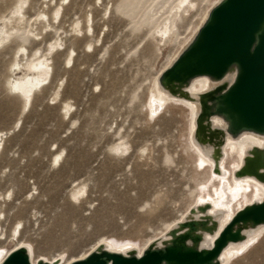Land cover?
Masks as SVG:
<instances>
[{
	"label": "rangeland",
	"instance_id": "rangeland-1",
	"mask_svg": "<svg viewBox=\"0 0 264 264\" xmlns=\"http://www.w3.org/2000/svg\"><path fill=\"white\" fill-rule=\"evenodd\" d=\"M51 1L42 9L49 15L60 0ZM214 1L196 0L192 17L180 18L181 10L172 9L177 0H65L52 27L33 40L26 32L42 29L37 13L47 1L30 0L23 35L0 47V131L9 132L0 151V221L7 235L21 222L19 245H29L34 260L70 261L101 241L115 250L128 245L142 249L178 221L196 197L215 199L218 184L188 141L190 108L167 102L152 113L148 105L156 75ZM12 8L13 0H0V17ZM168 14L169 19L176 16L177 40L157 41ZM90 15L94 36L78 34L75 23ZM59 40L75 51L74 66L65 68L66 51L58 50L50 83L21 113L19 98L4 86L15 48L45 51ZM64 102L71 105L69 116L61 114ZM119 142L128 143V151L110 152ZM59 152V161L52 163ZM226 161L238 162L237 149L227 151ZM81 186L86 192L79 202L72 201L71 191ZM254 193L249 184L241 185L232 211ZM16 247L0 240L5 252ZM232 256L228 264H264V233L245 253Z\"/></svg>",
	"mask_w": 264,
	"mask_h": 264
},
{
	"label": "bare ground",
	"instance_id": "bare-ground-1",
	"mask_svg": "<svg viewBox=\"0 0 264 264\" xmlns=\"http://www.w3.org/2000/svg\"><path fill=\"white\" fill-rule=\"evenodd\" d=\"M46 1L42 2L41 10L47 9L48 5L52 3L51 0ZM225 1L215 0L211 6H207L197 28L181 44L182 46L180 45L176 54L170 57L171 61L169 60L167 65L156 75L152 84L154 96L148 100L152 113H155L156 108L159 110L164 108L167 102L182 103L190 108L188 110L190 114L188 141L195 154L210 168L211 179L218 184L215 199L210 196L196 197L193 204L178 221L174 222L160 236L149 241L142 249L128 245L115 250L109 243L101 241L82 257L70 261H64L63 257L49 261L45 258L34 260L31 247L27 244L19 245L20 232L17 229L21 222H17V226H13L7 235L0 221V240L15 242L18 245L9 252L0 249V264H4V260L14 251L21 252L26 256L29 264H73L77 261L88 260L94 254L99 255L110 264L112 260L107 255L140 259L153 251L164 254L169 247L176 248L178 255L189 250L206 254L215 246L226 226L235 224L232 231L237 232V240L234 241L235 239L232 238L233 240L226 243L217 257L205 263L228 264V261L233 259L234 251L238 255H242L264 233V222L256 224L251 217L243 221L245 212L264 203V128L254 129L239 125L236 115L229 112L223 103L224 97L234 86L241 73L240 68L238 64L233 63L227 66L220 76H213L204 73L197 65V60L188 55L189 51L201 41L200 31L203 26L211 22L213 9ZM29 2L30 0H13V8L9 15L0 17V47L15 44L23 35L22 31L27 23L26 7L29 6ZM64 2L65 0H60L55 11L50 15L43 10L39 11L38 18H36H40L43 27L40 31H27V36L38 40L45 29H50L52 22L63 11ZM197 4L199 3L196 0H177L172 9L181 10L180 18L185 16L190 18L192 17L190 12L194 7L197 9ZM168 16L169 14L164 17L162 26L157 32L159 36L157 41L161 42L164 38L167 39L165 42H171L174 37L177 40L176 16H172L171 19ZM74 28L78 34L86 36L91 32V37H93L92 16L86 17L83 23H75ZM263 29L264 22L259 33ZM86 47L92 48L93 46L87 44ZM58 50L66 51L63 66L66 68L71 63L72 68L75 60L73 55L76 56L75 51L66 50L62 40L50 43L45 51L35 49L29 53L24 45L15 48L10 74L6 77L4 86L7 91L19 98L21 113L30 109L37 90L42 91L50 83L53 74L52 57ZM196 84H199L197 85L200 87L199 89L194 88ZM59 90L53 94V101H57ZM70 109L71 105L64 102L61 114L69 116ZM8 133L0 131V151ZM129 148L128 143L119 142L111 145L109 151L122 155ZM235 149L238 152V162L233 165L226 161L227 151ZM144 151L142 150V152ZM60 157L61 152L55 154L52 163L58 162ZM243 184H249L256 193L253 194L251 200L244 203L239 209L232 211V206L238 199L239 187ZM233 186L238 189H234ZM199 188L204 194H207L205 192L208 191L206 184H202ZM258 191L262 192L261 195L258 194ZM84 192H86L84 186L75 188L70 193V199L79 202L80 196ZM1 214L2 212H0ZM160 264L171 263L163 260Z\"/></svg>",
	"mask_w": 264,
	"mask_h": 264
},
{
	"label": "water",
	"instance_id": "water-1",
	"mask_svg": "<svg viewBox=\"0 0 264 264\" xmlns=\"http://www.w3.org/2000/svg\"><path fill=\"white\" fill-rule=\"evenodd\" d=\"M264 0H226L213 9L211 22L200 31L201 41L189 51V57L197 60L204 73L220 76L227 66L238 64L241 73L234 86L223 99L226 109L235 114L239 125L248 128H264ZM252 219L256 224L264 222V203L245 212L244 220ZM235 224H228L215 246L206 254L186 251L177 254L169 247L164 254L149 252L140 259L120 255H107L110 264H160L163 260L171 264H205L218 256L228 241L238 234L233 232ZM201 259L200 261H195ZM4 264H29L28 258L14 251ZM73 264H108L94 254L88 260Z\"/></svg>",
	"mask_w": 264,
	"mask_h": 264
}]
</instances>
